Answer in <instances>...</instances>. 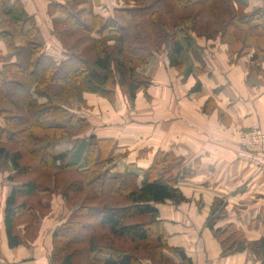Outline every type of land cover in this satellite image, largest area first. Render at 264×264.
Segmentation results:
<instances>
[{
    "label": "trees",
    "instance_id": "trees-1",
    "mask_svg": "<svg viewBox=\"0 0 264 264\" xmlns=\"http://www.w3.org/2000/svg\"><path fill=\"white\" fill-rule=\"evenodd\" d=\"M92 1L97 5L101 3V0ZM117 1L120 5L109 8L105 16L92 12L90 26L72 8L53 3L50 10L64 13L61 19L53 20L51 34L58 44L55 55L40 38L42 30L24 2L0 0V38L4 41L0 48V115L3 118L0 170L9 165L17 174L31 173L32 166L22 164L25 154L20 147L25 145L24 151L38 167L76 169L87 176L99 197H124L121 204L105 203L101 207L90 206L85 214L78 212L84 221L80 218L59 225L53 232L51 255L56 264H75V251H71L75 243L86 245L85 252L102 264H146L133 252L119 250L113 239L147 241L152 234L158 241L159 258L161 250L165 260L162 250L169 249L180 253L181 264H194L183 249L172 247L166 241L164 221L157 207L167 201L176 205L189 201L177 185L178 177L168 176V171L161 172V166L177 162L178 156L172 151L158 150L150 167L142 169L130 165L121 178L112 176L107 166L114 161L117 140L98 138L95 134L85 137L90 120L81 111L85 106L90 108L84 98L86 92L98 93L113 102L119 89L130 101H134L141 90L151 99L148 92L151 78L139 68L155 54L164 53L171 67L182 70L183 45L174 29L190 19L191 13L185 14L179 9H192L207 0ZM223 11L218 10V14L225 16L221 40L229 47L230 63L237 64L238 58L251 54L250 74L263 76L264 5L241 15L231 9L227 14ZM198 14L192 16L193 30L197 28ZM241 30H246L242 37L236 33ZM200 89L198 81L191 90ZM75 100L80 110L73 108ZM209 105H212L209 108L216 107L212 98L207 100L203 110L207 111ZM71 139L74 147L70 151L55 153L58 143ZM8 142L16 146H7ZM72 154H77L76 160L72 159ZM147 154L142 151L139 156L145 158ZM178 166L182 167L181 161ZM181 174L191 177L194 171L183 168ZM39 189L44 190L35 179H30L14 187L6 197L4 222L10 247L28 245L26 233L17 230V217L24 212L35 214L37 210L20 202V198L22 194H35ZM224 209V201L216 199L207 226L220 243L222 254L229 256L247 249V237L245 230L235 223L216 227L226 214ZM144 216L150 219L134 222ZM38 223L37 218L33 224ZM98 228L105 229L100 237L95 235ZM61 241L69 245H59ZM254 250L264 264V238Z\"/></svg>",
    "mask_w": 264,
    "mask_h": 264
},
{
    "label": "crops",
    "instance_id": "crops-1",
    "mask_svg": "<svg viewBox=\"0 0 264 264\" xmlns=\"http://www.w3.org/2000/svg\"><path fill=\"white\" fill-rule=\"evenodd\" d=\"M22 1L27 11L36 17L41 30L45 27V36L42 38V30L40 38L48 45V51L57 55L58 44L51 31L53 20L59 14H52L50 9L59 1L45 0L44 6L40 0H34L40 3L38 9H32L31 0ZM257 1L264 5V0H251L249 5ZM117 2L101 0L99 5L93 2L90 13L107 15L109 11L106 8H112ZM251 8L249 12L254 10ZM46 17L50 19L48 22H45ZM184 29L177 30L183 45L181 58L184 68L181 71L170 66L164 53L155 54L144 65L142 72L152 80L148 90L151 101L146 99L144 92H138L137 102L142 101L147 108H136L134 127L132 120L127 122L120 118V121L108 124L106 118V128L95 129L97 133L94 134L103 133L99 135L116 139L119 142L116 154H124L122 149H131V154H136L137 158L131 162H136L142 169L148 168L158 150L172 151L178 156L182 167L171 168L169 173L178 177L177 185L190 201L181 205L172 201L157 204L170 246L183 249L194 264H261L255 252L251 258H247V252L264 238V171L249 160L240 158L238 152L243 132L252 128L264 130V75H250L247 64L251 55L240 57L237 64H231L228 46L218 39L200 38L190 29ZM197 81L201 82V89L190 92ZM209 98L216 105L212 113L203 110ZM87 99L90 107L96 108L90 96ZM119 99L122 103L121 95ZM126 102L121 105L124 111L129 109ZM88 115L90 120L93 112H88ZM142 151L151 154L149 160L140 158ZM127 167L128 164L125 169ZM183 168L193 170L194 175L183 177ZM215 199H223L227 210L216 227L235 223L244 229L249 241L246 252L231 256L222 254L220 243L206 225ZM4 211L5 202H2L0 261L41 264L43 254L48 253V233L44 234L48 217L41 218L39 233L34 239H29L28 245L10 247ZM17 230L26 233L20 225ZM163 253L168 261H173L172 264L182 263L179 252L165 249Z\"/></svg>",
    "mask_w": 264,
    "mask_h": 264
},
{
    "label": "rangeland",
    "instance_id": "rangeland-1",
    "mask_svg": "<svg viewBox=\"0 0 264 264\" xmlns=\"http://www.w3.org/2000/svg\"><path fill=\"white\" fill-rule=\"evenodd\" d=\"M57 1L59 2H55V0H49V2H55V3L62 2V4L66 5L68 8H72L74 11H76L77 14H79V16L87 23L88 26L91 25L92 18H91L90 8H91V4L93 3L92 0H57ZM105 1L109 2V0H105ZM250 1L251 0H207V2L204 5H197V6L192 7V9H179L180 11H184L185 14L191 13V16H190L191 18L185 21L183 25L177 26L174 29V31L180 30V28L181 29L185 28L184 30L186 31L190 29L192 33L196 34L200 38L205 37L213 41L218 39L221 44H225L226 46H228L225 42L221 40V32L224 27L223 20L225 16L222 17L220 14H218V10L223 9L225 10V12L223 11V13H226V14L228 13L230 9L233 10L238 15H241L243 13H249V10L252 9L251 7L255 9L258 6H260L258 1L252 5H249ZM44 2L45 0H40V3L43 5L45 4ZM40 3L37 4L34 0H31L30 6L32 7V9H38L40 7L39 6ZM118 4L120 5V3ZM118 4L115 6H118ZM44 6L43 8H45ZM106 9L107 11H110L109 8H106ZM102 10H104V7ZM50 11L53 12V10H50ZM57 12L59 14V17L57 15V17L55 18L61 19L64 16L63 11L59 10ZM197 12L199 13L198 14L199 18L196 20L197 28L196 30H193L192 29V26L194 25L193 18H194L195 13ZM49 20L50 19L46 17L45 22H48ZM43 29H45L44 26H43ZM245 32L246 30H241L239 32L236 31L237 35L241 37H242V34H244ZM45 33L46 31L43 30L42 38H44ZM3 42L4 41L2 40V38H0V44L4 45ZM249 62L247 66L250 71ZM143 70H144V66L139 68L140 72H142ZM200 72H201V69H200ZM118 91H120L118 93L122 97V100H123L122 103L120 102V99H119L120 95H118L116 97V100L112 102L107 97L99 95L98 93H95V92H86L84 94V98L87 103L86 105L90 106L89 100L87 99V97L89 96L91 98V101L94 104H96V108L94 107L89 108L85 106L83 107L84 110L82 109L81 111L82 115L84 114L85 116H87L88 119H89L88 112L90 111L93 112V115L90 116V127L86 129V133L84 134L85 137H89L90 135L94 134L96 132L95 129L106 128V118H107L108 124H114L115 122L120 121V118L125 119V121L127 122H129V120H132L131 125L134 127V125L137 122L136 112H135L136 108H138V106L142 108L143 107L147 108V104L142 103V101L140 100L137 102V96L134 101H130L128 97L120 89ZM138 92L143 93V91L141 90H138ZM190 92H192V90ZM143 95L145 96L144 93ZM124 100L127 101L125 104H128L129 106L128 111H124V109L121 107V105L125 102ZM147 100L151 101V99H147ZM77 103L78 102H76V100L72 102L73 108H77L78 110H80L81 108L79 109V105ZM210 106L212 105H209L208 110L204 112L212 113L216 109V107L209 108ZM77 109H75L74 111H76ZM126 109H127V106H126ZM121 110L127 116L121 115L123 114L121 113ZM130 112H131V115H129ZM0 125H3V118L1 117V115H0ZM99 134H103V133H99ZM99 134H95V136H97L98 138H104V137H101V135ZM6 145L11 146V147L16 146L15 143L13 142H8L6 143ZM118 145H119V142L117 141V146ZM72 147H74V141L72 139L61 141L56 146L55 153L63 152L67 150L70 151ZM20 148L25 154L24 159L22 160V164H27V163L30 164L32 166L31 167L32 172L29 174H24V175L17 174L16 171L10 168L9 165H7L5 168L0 170V207L2 205V202H5L6 197L9 195L14 185L15 186H17L16 184L22 185L23 181L35 179L36 182L40 186H42V188L44 189L43 191L39 189V191H37L35 194H32V195L22 194V197L20 198V202L26 203L27 206L35 207V209L37 210V213L30 214V213L24 212L23 214L17 217V223L18 225L25 228L28 239L32 240L39 233V229H40L39 223L33 224L35 219L38 218L39 220H41V218L45 219L46 216L48 217L46 220V224H45V228L47 229V231L44 232L45 235L46 233H48V237H47V242L49 245L48 250H47L48 253H46V255L43 254L42 260H40V263L41 264H56L55 262H52L51 255H52V249H53V232L59 225L61 226V225L67 224L68 222L72 220L80 219L82 215H79L78 212L83 211L84 212L83 214H85L87 211L89 212L90 206L98 205L101 207L105 203H110V204L124 203V197H121V196H110L107 198L105 196L99 197L97 192L93 190L92 187L89 185L87 176L85 174H82L81 172L79 173V171H76V169H72V168L58 170L57 166L55 167L51 166V167H46V168L38 167L36 163L34 162V160L31 159L28 156V154L24 151L23 148H25V145H22V147ZM122 150L124 154H113L114 161H112L107 166L108 167L107 171H109V173L112 176H115L118 178L122 177L123 173L127 169V168L125 169V166L127 164L129 167L130 165H135V167L137 166L136 162H131L137 159L136 154H131L132 153L131 149H122ZM76 155L77 154H72L73 160H76L75 159ZM150 156L151 154H147L146 156L147 160H149ZM152 162H153V159H152ZM151 165L152 163L148 165V167H150ZM178 165H180L179 159L177 162H174V163H165L163 166H161V172L168 171V173L166 172L167 174H169L168 176H175L173 173H169V171L171 168L177 167ZM135 167H133L132 169L135 170L137 168ZM139 172L140 174H142V171H139ZM20 185H18L17 187H20ZM215 201L216 199L214 200V202ZM224 210L225 212H227L226 203H225ZM211 212H212V207H211ZM211 212L209 214V217L211 215ZM209 217L207 218V221ZM148 219L150 218L147 216H144V217L135 219L134 222L145 221ZM80 220L84 221L83 218H81ZM207 221H206V225H207ZM104 230L105 229L98 228L95 235L98 234L99 237L102 236ZM74 236H79V235H74ZM157 243L158 241L155 239V235L153 234L151 238L148 239L147 241H132L131 239H125V240L121 239L120 240V239H115V238L113 239V244L117 246L119 250L121 249L122 251L128 250V251L133 252L135 255L142 258L146 264H172L173 261L166 260L167 258L165 257L164 253L163 255L165 257V260L162 259L161 250H160V258L158 257L159 251H157V247H158ZM60 244L64 246L69 245V243L67 244V242H63V241H61L59 245ZM106 244L109 245V243H106ZM248 245H249V241L247 240V249H248ZM254 245L252 249L249 250V252H247L248 253L247 258H251V254L254 255V252H255L254 249L256 246ZM86 249H87V246L82 245L80 243H75L74 245L71 246V251H75V264H102L100 260L99 261L95 260L94 257L92 258L91 254H89L88 252H85ZM247 249L245 250V252L247 251ZM164 250L165 249H163L162 252H164ZM256 258H257V255H256Z\"/></svg>",
    "mask_w": 264,
    "mask_h": 264
},
{
    "label": "built area",
    "instance_id": "built-area-1",
    "mask_svg": "<svg viewBox=\"0 0 264 264\" xmlns=\"http://www.w3.org/2000/svg\"><path fill=\"white\" fill-rule=\"evenodd\" d=\"M239 157L256 164L264 171V130L252 128L243 132L239 138ZM0 264H14L0 261Z\"/></svg>",
    "mask_w": 264,
    "mask_h": 264
}]
</instances>
